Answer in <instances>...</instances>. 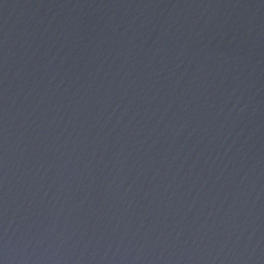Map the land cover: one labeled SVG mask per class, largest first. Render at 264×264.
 Here are the masks:
<instances>
[{
	"label": "water",
	"instance_id": "95a60500",
	"mask_svg": "<svg viewBox=\"0 0 264 264\" xmlns=\"http://www.w3.org/2000/svg\"><path fill=\"white\" fill-rule=\"evenodd\" d=\"M0 264H264V0H0Z\"/></svg>",
	"mask_w": 264,
	"mask_h": 264
}]
</instances>
